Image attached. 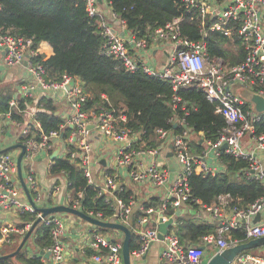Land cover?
Returning a JSON list of instances; mask_svg holds the SVG:
<instances>
[{"label": "built area", "instance_id": "2783aa9c", "mask_svg": "<svg viewBox=\"0 0 264 264\" xmlns=\"http://www.w3.org/2000/svg\"><path fill=\"white\" fill-rule=\"evenodd\" d=\"M83 1L88 16L98 22L99 34L105 40V56L119 61L128 72L140 70L150 77L166 80L174 91L196 87L204 93L207 101L216 105V112L224 117L227 126L215 142H207V145L211 150L226 145L225 151L229 155L236 160L246 161L247 166L243 170V175L259 182L264 190V163L257 157V153L264 152V135L254 133V123L264 113L254 114L252 105L239 94L241 89H245L264 98V0H180L188 12L195 10L198 14L201 21L200 33L203 36L206 31L213 30L230 36L234 26L228 24L238 23L236 34L242 42L245 57L235 66H227L221 58H211L203 39L191 41L182 37L177 19L164 27L156 28L149 40H138L112 13L113 20L118 21L121 27L120 32L114 30L99 9L96 0ZM208 16L213 22L206 29L204 21ZM155 49L164 50L166 53L162 64L154 60ZM0 53L5 67L24 64L33 80L32 84L22 87L19 96L11 98L9 108L16 109L18 98H32L33 94L40 90L51 95L58 91L64 92L70 110L64 124L48 134L41 131L34 113L24 111L28 117L24 123L10 122V113L0 114V120H6L17 128L18 144L25 147L21 173L37 208L29 204L20 185L16 161L18 152L14 149L0 153V211L14 210L17 216L23 212H34L37 219L41 217L38 209L50 207L49 203L61 191L60 187L55 185L48 192L43 190L35 172L34 162L38 152L56 150L55 144L59 141L57 157L66 154L67 145L75 146L77 151L71 153V158L78 160L77 166L87 182L97 188L98 194L104 196L106 203L113 208V215L108 220L101 219L99 214L90 215L91 217L117 222L129 228L132 212L138 209L143 214L139 220L140 228L133 229L139 237L140 246L130 253L132 260L143 256L148 251L149 244L161 242L163 248L160 250L158 264H206L208 259L205 260L204 255L207 248L212 247L215 254L241 243L231 239L230 230L242 228L245 241L264 236V224L251 223V219L264 210V196L250 204L245 211L226 208L227 197L222 196L217 205L203 210L204 213H209L208 221L217 226L215 234L202 236L197 245L180 244L173 228L176 225V212H181L190 200L188 177L194 171L201 174L210 172L202 158L192 153L189 143L193 132L184 120L175 122L176 126L181 128L178 134L158 130L157 135L162 143L157 148L143 149L142 131L127 127L124 115L116 114L115 110H101L98 114L86 111L84 107L89 95L72 78L63 75L60 82H48L43 66L31 59L35 51L30 39L15 37L9 30L0 27ZM65 127H69L71 132L62 140L61 130ZM32 128L40 131L38 139L31 134ZM93 130L99 133L103 141L117 144L114 152L116 168L107 169L106 171H112L110 174L106 171L100 173V180L96 179L93 171L94 160L90 144ZM245 137L253 141L250 149L244 144ZM19 139H22L21 143ZM169 145H172L171 149L168 148ZM165 151L171 153L179 167L172 181L169 179L168 171L156 163V159L163 156ZM122 171L130 183L136 185L148 183L153 189L165 187L161 204L155 208H144L135 198L126 202L119 197L117 194L121 186H125ZM65 195V206L69 207L70 195L67 193ZM167 204L175 210L171 216L165 214ZM71 207L79 209L78 202L73 200ZM160 218L164 221L169 218L174 220L163 241L157 240ZM40 223L50 226L53 241L50 247L42 251L49 253L48 260L51 264H59L64 257L62 238L65 227L62 216L60 213L50 214L41 218ZM31 224L19 226L10 222L0 223V250L1 247L21 241ZM201 246L204 250L200 249ZM88 247L95 252L91 261L97 264H123L122 242L102 235L97 228L92 230ZM32 253L29 251L28 254L33 255ZM38 256L43 258L42 255ZM42 261L45 262V259ZM232 264H264V258L240 254Z\"/></svg>", "mask_w": 264, "mask_h": 264}, {"label": "trees", "instance_id": "16d2710c", "mask_svg": "<svg viewBox=\"0 0 264 264\" xmlns=\"http://www.w3.org/2000/svg\"><path fill=\"white\" fill-rule=\"evenodd\" d=\"M105 1L135 39L149 40L156 28L177 19L180 35L191 41L203 39L211 58H221L227 66H235L244 60L245 51L236 34L238 23L228 24L234 26L230 36L217 30L206 31L203 36L198 14L195 10L188 12L180 0ZM212 22L209 16L206 17L205 28ZM0 27L9 30L15 37L32 41L35 55L31 59L43 66L48 82H60L63 75L72 78L89 95L84 107L86 111L98 114L101 110H115L116 114L124 115L127 127L142 131L141 148H157L162 143L158 130L178 134L181 128L173 127V124L180 119L193 133L202 134L208 142H215L227 126L224 117L216 112V105L207 101L200 89L192 87L174 91L166 80L150 77L140 70L128 72L119 61L105 56V40L99 34L98 22L88 16L83 0H0ZM42 42L52 48V55L48 58L38 51ZM7 91L6 86L0 87V114L10 113V122L24 123L28 119L24 111H27L32 99L18 98L17 108H9L12 97ZM36 105L38 110L34 116L42 132L48 134L64 124V119L56 115L57 108L51 99L43 97ZM32 130L31 134L38 139L40 131ZM70 132L69 127L61 130V139H66ZM254 133L264 135V115L254 123ZM21 141L19 139V143ZM196 147L201 149L198 144ZM76 151L75 146L67 145L66 154L52 160L48 173L66 181L70 208L72 201L76 200L83 213L89 216L99 214L101 219L108 220L113 215V208L106 203L104 196L98 194V189L87 182L77 166L78 160L71 158V153ZM218 155L224 165L222 171L206 174L194 171L188 177L190 200L187 210L176 217L173 228L180 244L197 245L202 236L215 234L217 226L204 220L200 214L204 208L217 205L220 197H227L226 208L245 211L264 196L261 184L243 175L246 161L234 159L225 149L219 150ZM106 172L110 174L112 171ZM117 195L126 202L135 198L132 189L125 186H121ZM161 202L158 198H149L142 202V206L155 208ZM174 213L175 210L167 204L166 216ZM142 216L135 209L130 218V253L140 246L139 237L133 229L140 228ZM19 217V226L36 219L34 212H23ZM50 229L45 223L38 224L21 251L13 258L0 260V264H46L41 256L29 255L27 249L32 247L40 252L50 247L53 243ZM229 235L232 240L246 242L242 228L230 231ZM19 242L9 248L7 246L3 255L12 253ZM85 253L90 257L95 252L87 248Z\"/></svg>", "mask_w": 264, "mask_h": 264}, {"label": "crops", "instance_id": "0c3cea01", "mask_svg": "<svg viewBox=\"0 0 264 264\" xmlns=\"http://www.w3.org/2000/svg\"><path fill=\"white\" fill-rule=\"evenodd\" d=\"M96 1L98 3L99 9L104 13L106 19L112 24L113 29L120 32L121 27L118 21L113 20L112 12L110 11L106 1L105 0H96ZM38 51L44 58H48L49 56L52 55V48L46 42H42L38 45ZM153 54L155 59L157 60V63L162 64L164 62L165 54H166L164 53V50L162 51L161 49H155ZM32 83L33 80L28 75L24 64L7 68L3 65L2 53H0V87L6 86L8 90L7 92L11 95V97H14L16 95L19 96V92L23 86ZM64 95H65L64 92L61 91H58L51 95V93L46 94L43 91L37 90L31 98L32 103L31 105H29L27 112L30 114L35 113L38 110L36 105L38 100L43 97H47L51 99L53 105L56 106L57 108L56 115H59L62 119H65L66 117H68L70 110L66 103V98ZM18 137H19L18 130L15 126H13L11 123H8L6 120H0V150L10 146L17 145ZM207 142L208 141L203 139L202 134L191 133L190 135L189 144L192 153L202 158V161H204V163L207 165L210 172H214V173L220 172L224 169V165L221 163L218 155V152L221 149H219L218 151L213 149L211 150L207 145ZM90 144H91L92 158L94 160L93 171L96 179L100 180V173L105 172L107 169L114 170L116 168L115 160H114V152L117 149V144L114 142L103 141V138L99 135V133L96 130L92 131ZM197 144L200 145L201 147L200 150L197 149L196 147ZM244 144L246 148L250 149L251 146L253 145V141L249 137H245ZM55 145L59 150L60 142L58 141ZM54 151L43 150L37 153L34 162L35 172L38 181L43 187V190L48 192L53 188V186H55V184L60 187L61 191L51 199V202L49 203L51 205L49 206L66 205V201H65L66 181L62 177H58V178L53 177L50 176L48 173L50 165L52 164L51 155L53 154ZM17 152L19 154L20 152L19 149H17ZM168 153H169L168 151H165L163 153V156H159L156 159V163L158 164V166L168 171L169 179L170 181H172L175 178L177 172L179 171V167L176 164L173 156H168ZM257 157H259L264 163V152L257 153ZM121 173L123 174V177H125L124 180L125 186L132 189L135 200L137 202H141V203L146 202L149 198H158L159 200L163 199V196L165 194V187L159 189H153L152 186H150L148 183H144L143 185H136L128 182L124 171H122ZM186 210L187 207L184 206L182 208L181 214H183ZM61 216L65 227V233L62 238V242L64 245V257L59 264H85L82 258H85L87 261H89L91 260L92 257V255L90 257L87 256L85 251L87 250V248L89 249L88 243L93 228L87 222L71 214L61 213ZM200 216H202V218L206 221L210 219L209 213L206 212L205 213L201 212ZM9 222L18 225L21 223V220L20 217L17 216L16 212H14V210L9 212L0 211V223H9ZM251 223L256 224L253 222V219H251ZM257 223L264 224V210H262L261 212V220ZM99 232L106 237L113 238L121 242L123 241V237H124L123 234L117 230L106 229L104 231H99ZM12 245L8 246V248L11 247ZM162 246L163 244L161 242L152 243L151 247L143 256L132 260V264H158L160 250L163 248ZM263 248L264 247L256 248L257 250L256 252L258 254L261 253ZM32 252L33 255L39 254V252H36L34 249L32 250ZM213 253H214V249L212 247L207 248L205 250V255H204L205 260L209 259L213 255ZM243 254L264 258L262 256L252 253H243ZM44 259L46 264H51L50 260L46 258Z\"/></svg>", "mask_w": 264, "mask_h": 264}, {"label": "water", "instance_id": "95a60500", "mask_svg": "<svg viewBox=\"0 0 264 264\" xmlns=\"http://www.w3.org/2000/svg\"><path fill=\"white\" fill-rule=\"evenodd\" d=\"M239 94L252 105V111L254 114H263L264 113V98L263 97H260L257 94H255L253 92H249L245 89H241L239 91ZM176 125L177 124H173V127H176ZM168 148L171 149L172 145H169ZM225 148H226V145H222L220 149H225ZM11 149H20V152H19L17 159H16L18 179H19L20 185H21V187H22V189H23V191L27 197L29 204L35 208L34 203L31 199L30 193L28 191L27 186L25 185V182L23 180L22 173H21V162H22V158L25 154V147L17 144V145L10 146V147H7L5 149L0 150V153L8 152ZM218 150L219 149H217V151ZM58 152H59L58 149H56L53 152V154L51 155V160H53L54 158L57 157ZM168 156H171L170 152L168 153ZM35 209H37V208H35ZM38 211L41 213V217L35 219L32 222L29 230L26 232L24 237L19 242L17 248L12 253H9L7 255H1L0 260L13 258L14 256H16L21 251V249L23 248V246L25 245L27 240L30 238V236H31L32 232L34 231V229L36 228V226L38 224H40L41 218H44L50 214L65 213V214H71L73 216H76L77 218L87 222L89 225L92 226V228L112 229V230H117V231L121 232L124 236L123 241H122V249H121V256H122L123 264H132V259H131L130 250H129V241L131 239L132 232L127 226L120 224V223H117V222L102 221V220L96 219L94 217H91V216L83 213L79 209L70 208V207L65 206V205H56V206L44 207V208L38 209ZM180 214H181L180 211L176 212L177 216H179ZM260 220H261V213H257L255 215V217L253 218V222L257 223ZM173 224H174V220L172 218H169L166 221H164L162 218L159 219L158 235H157L158 241H163L164 235L167 234L168 230L170 229V227ZM151 245L152 244H149V248L151 247ZM261 247H264V236L260 237V238L249 240L247 242L236 244L234 246H231V247L221 251L220 253H215L208 259L206 264H232L234 259L237 256H239L240 254H243V252L253 250L256 248H261ZM200 249L204 250V247L201 246ZM39 255H42L46 259L49 258V253H44L43 251H40ZM82 260H83V262H85V264H97L91 260L87 261L85 258H82Z\"/></svg>", "mask_w": 264, "mask_h": 264}, {"label": "rangeland", "instance_id": "374dc122", "mask_svg": "<svg viewBox=\"0 0 264 264\" xmlns=\"http://www.w3.org/2000/svg\"><path fill=\"white\" fill-rule=\"evenodd\" d=\"M154 60H156V59H154ZM9 123V122H8ZM175 124V123H174ZM159 138V137H158ZM57 149V148H56ZM144 149V148H143ZM32 250H33V248L32 247H30L29 248V250H28V253H29V251L30 252H32ZM257 250L256 249H253V250H249L248 252L249 253H252V254H256L257 252H256ZM4 252H5V247H1V250H0V253H1V255H3L4 254ZM256 255H259V256H262V257H264V248L262 249V252L261 253H257Z\"/></svg>", "mask_w": 264, "mask_h": 264}, {"label": "bare ground", "instance_id": "6f19581e", "mask_svg": "<svg viewBox=\"0 0 264 264\" xmlns=\"http://www.w3.org/2000/svg\"><path fill=\"white\" fill-rule=\"evenodd\" d=\"M230 231H232V230H230Z\"/></svg>", "mask_w": 264, "mask_h": 264}]
</instances>
